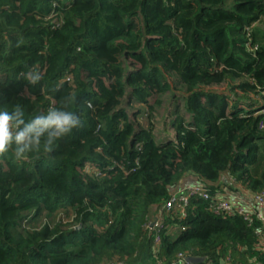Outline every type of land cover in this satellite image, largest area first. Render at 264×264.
<instances>
[{
  "label": "trees",
  "instance_id": "1",
  "mask_svg": "<svg viewBox=\"0 0 264 264\" xmlns=\"http://www.w3.org/2000/svg\"><path fill=\"white\" fill-rule=\"evenodd\" d=\"M69 97L81 127L53 152L0 155V264H264L255 215L210 201L169 212L158 249L145 228L188 175L264 192V0H0V106Z\"/></svg>",
  "mask_w": 264,
  "mask_h": 264
},
{
  "label": "clouds",
  "instance_id": "2",
  "mask_svg": "<svg viewBox=\"0 0 264 264\" xmlns=\"http://www.w3.org/2000/svg\"><path fill=\"white\" fill-rule=\"evenodd\" d=\"M22 79L37 86L42 78L29 70ZM73 100L74 97H69L59 106L38 110L30 116L20 103L0 106V155L11 153L14 161H24L33 153L53 152L59 141L81 127L79 115L70 109Z\"/></svg>",
  "mask_w": 264,
  "mask_h": 264
},
{
  "label": "built area",
  "instance_id": "3",
  "mask_svg": "<svg viewBox=\"0 0 264 264\" xmlns=\"http://www.w3.org/2000/svg\"><path fill=\"white\" fill-rule=\"evenodd\" d=\"M233 186V185H232ZM199 198L204 201H210L208 205V211L217 217H229L238 215L246 220L249 224L251 223V216L255 217L262 224V230H264V209L261 208L264 203V192L259 194H254V201L256 207L248 208L242 204H237L232 202L228 197L216 196L210 194L208 189L199 183L196 185H188L180 188L179 190L171 192L170 197L165 201L160 207L156 209L157 213L152 216V218L147 222L145 228L150 233L151 243L154 249H158L161 242V235L165 229V215L169 212H178L182 217H185L186 213L184 207L190 203V199ZM166 230V229H165ZM264 234V232H260ZM257 245L264 251V239L259 240ZM186 256L178 254L177 260L174 264H188L184 262ZM230 257L225 258V262H229ZM122 264V263H117Z\"/></svg>",
  "mask_w": 264,
  "mask_h": 264
},
{
  "label": "crops",
  "instance_id": "4",
  "mask_svg": "<svg viewBox=\"0 0 264 264\" xmlns=\"http://www.w3.org/2000/svg\"><path fill=\"white\" fill-rule=\"evenodd\" d=\"M259 107V106H258ZM222 181L224 184L227 183V176L224 175L222 177ZM200 183V179L197 176L194 175H188L184 178L183 182L180 183L178 188L172 189L171 191L179 190L182 187L188 186V185H196ZM232 191H229L228 188L224 186L217 187L216 191L213 193V195L216 196H225L228 197L232 202L234 201L237 204H242L244 206H247L248 208L256 207L255 201H254V194L250 191H244L239 188H234V186H231ZM262 209H264V203L261 206ZM168 215H165V218ZM179 229V228H178ZM177 228L172 227L170 233H176Z\"/></svg>",
  "mask_w": 264,
  "mask_h": 264
},
{
  "label": "rangeland",
  "instance_id": "5",
  "mask_svg": "<svg viewBox=\"0 0 264 264\" xmlns=\"http://www.w3.org/2000/svg\"><path fill=\"white\" fill-rule=\"evenodd\" d=\"M222 88L219 89L220 91H223L225 89V86H221ZM255 98V97H253ZM171 101V96L170 94H165L162 98V104L160 107H158L157 111H156V119L158 120L156 122L158 128L156 127L157 130H159L160 128V125L162 124V118L164 115H166L168 112H169V107L168 106H171V104H169ZM169 104V105H168ZM258 107V106H257ZM141 109L143 110V107L142 106H139V105H136V104H132L128 109H127V112L129 113V115H131L132 117V114L134 112H136L135 110H139V112L141 111ZM142 114V113H141ZM140 114V115H141ZM145 122V121H144ZM169 122V121H168ZM156 133H159V132H156ZM161 141V140H160ZM66 213L63 212V211H59L57 212L54 217H52V219L50 221H52L51 223H55V222H61L62 224L66 225L67 224V220H66ZM46 216H45V213H43L41 215V220L43 219V221L46 220ZM48 221V220H47Z\"/></svg>",
  "mask_w": 264,
  "mask_h": 264
},
{
  "label": "water",
  "instance_id": "6",
  "mask_svg": "<svg viewBox=\"0 0 264 264\" xmlns=\"http://www.w3.org/2000/svg\"><path fill=\"white\" fill-rule=\"evenodd\" d=\"M202 261H204L203 257H197V256H187L184 260V262L188 264H199Z\"/></svg>",
  "mask_w": 264,
  "mask_h": 264
}]
</instances>
